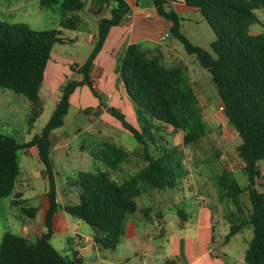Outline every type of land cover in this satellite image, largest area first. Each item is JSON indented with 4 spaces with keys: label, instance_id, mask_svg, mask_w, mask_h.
Returning <instances> with one entry per match:
<instances>
[{
    "label": "trees",
    "instance_id": "1",
    "mask_svg": "<svg viewBox=\"0 0 264 264\" xmlns=\"http://www.w3.org/2000/svg\"><path fill=\"white\" fill-rule=\"evenodd\" d=\"M114 1L116 5L110 16L98 21L94 46L79 67L82 79L67 81L62 87L59 101L40 132L25 143L0 132V200L13 191L19 174V148L37 147L39 161L48 173L49 181L48 208L44 215L46 230L34 241L4 231L0 237V264H81V258L62 256L50 242L57 203L49 134L63 124L75 87L89 84L92 62L109 30L129 11L125 0ZM152 2L158 14L171 22L169 35L208 72L225 107L227 121L241 140L237 152L243 162L242 172L247 184L241 187L228 170L215 177L220 197L226 198L236 209L225 239L249 226L252 236L244 260L246 264H264V190L255 188L260 174L258 164L264 163V33L250 32L253 25L260 23L255 10L264 7V0H184L186 5L200 12L211 27L214 39L209 49L189 41L181 31L183 19L174 10L165 8L166 0ZM39 4L41 8L55 9L63 25L67 14L82 8L83 0H40ZM61 35L62 31L56 28L34 30L25 23L0 20V87L22 94L31 103L29 123L42 111L40 90L44 72L53 47L63 42ZM118 72L133 104L136 126L116 108L110 107L109 111L142 146L145 164L120 183L113 181L106 171H79V201L64 208L90 226L93 242L104 249L117 246L126 217L136 211L138 195L150 188L176 187L186 175L182 150L170 145L164 136L168 127L183 131L184 145L197 142L210 132L182 67L168 68L151 49L140 43H130L125 48ZM99 157L107 168L116 169L126 160L127 152L103 141ZM241 193L247 194L248 206L242 203ZM17 204L21 205L25 215L32 216L33 207Z\"/></svg>",
    "mask_w": 264,
    "mask_h": 264
},
{
    "label": "crops",
    "instance_id": "2",
    "mask_svg": "<svg viewBox=\"0 0 264 264\" xmlns=\"http://www.w3.org/2000/svg\"><path fill=\"white\" fill-rule=\"evenodd\" d=\"M125 1L129 6V11L118 25L111 27L109 30L102 48L92 62L89 71V84L83 83L75 87L69 98L67 112L63 116V124L53 129L49 134V154L53 163L51 169L53 178L57 173L54 168L55 163L66 165L69 162L71 165L73 162L71 161L73 151L69 146V141L80 135L84 137V142L79 146L80 150L76 154L81 160L79 166L82 168L72 169L74 178L67 181V186L65 185L61 190L57 185L55 186L57 210L52 218L50 242L52 244L56 235L63 236L68 243L64 256L72 257L75 255L82 258V255L85 254L99 259L103 263H109L108 258L102 257V249L104 248L93 242L92 229L87 231L83 222L67 213L64 208L78 203L77 175L79 171H91L88 170V166L91 164L90 160L96 166L93 171H106L113 181L119 183L135 174L145 164L142 146L139 143L131 144L127 141L123 131L125 129L121 125V127L119 126L118 120L109 111V108L113 107L123 113L125 118L129 115L133 121L132 125L136 126L134 107L127 97L123 81L118 72L125 48L130 43H140L144 48L151 49L154 55L157 53L164 58L173 59L177 53L182 60L185 59L180 51L178 41L168 33L171 22L158 14L152 0ZM115 5L114 0H83L82 8L70 13L71 16H77L79 25L61 29L62 34H67L69 30H73L75 32L74 37L83 39L84 42L87 41L90 49H87V52H82H86L85 54L76 51L75 55H81L76 63L75 60L70 59L71 57H67L70 53L66 49H56V45L53 47L40 90L42 111L36 118L37 120L43 117V125L58 103L61 89L66 82L82 79L81 73H76L73 68L74 66L75 68L80 67L85 62L96 41L98 21L101 18L109 17L110 11ZM165 8L174 10L183 19L181 29L185 20L184 15L197 12L186 5L184 0H166ZM255 13L260 23L253 25L250 32L252 34L264 33V7L255 10ZM89 22L93 23V28L91 27L90 30L87 29V23ZM80 23L83 26H80ZM195 72L201 73V67H195ZM59 73H62L63 76L59 81H56ZM209 78L206 77L200 84L205 86L209 93H212L214 84L211 83L213 85L208 86L209 80H211ZM45 90H47V95H43ZM215 91L217 94L215 96L217 98L216 111L209 110V103H207L206 110L199 103L203 114L205 115V112L209 113V117H205L206 115L204 117L211 129H216L214 123L220 124L223 133L227 130L233 139H239L238 146L241 140L237 132L228 123L225 112L219 111L222 101L217 89ZM218 113H221L223 117L220 123L217 122ZM40 130L34 132L33 135L38 134ZM26 132L30 133L29 130ZM31 139L29 138L23 143ZM103 141L121 147L127 152L126 160L118 168H107L100 160L101 143ZM22 149L25 154L35 157L40 167L38 172H31L27 175V172H22L17 155L19 174L12 193L5 197L8 198L7 203L11 208L16 207L17 215L14 216L13 222L15 230L10 229L8 231L34 241L32 240L33 237L38 238L46 230L44 215L48 208V173L45 172L43 164L39 161L38 149L35 145L22 147ZM228 153L226 156L230 158ZM208 162V160L200 159L195 161L192 166L186 164V166L188 165V173L176 187L150 188L136 197V211L129 214L125 219L123 234L115 247L118 250L115 262H111L115 264H246L244 254L252 236L251 229H249L247 237H242V233L248 228V226H245L228 239H225L231 223L235 219L236 209L228 212L225 209L224 212L221 210L222 220H215L211 209L206 205L191 207L185 201V189L192 188L196 193L195 199L199 200L200 192H208L210 183L222 171L228 170L235 174L236 165H234L233 160H229L227 164L222 161L224 168L217 175H211L205 171L204 167H207ZM33 184L35 186L30 189ZM32 201H36V204L34 205ZM18 202L26 203L34 208L31 217L25 215L21 205L17 204ZM167 218L171 220L172 225L170 227L178 230L176 232L178 235L173 234L175 233L173 230L169 232L171 234H168L167 230L164 229L168 225ZM215 224L222 226L223 242L218 240L215 235ZM188 229L192 233L185 235ZM158 235L162 238L166 236V242L164 243L161 239H158ZM236 242L240 244V250L234 253ZM135 252L137 255L134 254Z\"/></svg>",
    "mask_w": 264,
    "mask_h": 264
},
{
    "label": "rangeland",
    "instance_id": "3",
    "mask_svg": "<svg viewBox=\"0 0 264 264\" xmlns=\"http://www.w3.org/2000/svg\"><path fill=\"white\" fill-rule=\"evenodd\" d=\"M40 0H0V20L6 21L9 23H16L21 22L27 24L30 28L34 30H47V29H64L67 27L78 26L79 19L77 16H70L66 15L64 24L62 25L60 20L61 16L55 9H45L40 7ZM184 24L181 31L185 34V36L189 39L190 42L193 44H198L199 46L209 49L208 43L214 39V33L209 26V24L203 19L200 12H190L184 15ZM83 24L80 23V26ZM95 25V24H94ZM86 26V25H85ZM91 27L93 28V23H87V29L90 30ZM86 28V27H82ZM95 30V26H94ZM62 31V30H61ZM93 31V30H92ZM66 34V33H65ZM61 35L63 42L56 44V49H66L70 59L77 61L81 57V55H75L76 51L80 52L81 54H85L87 49H90L89 43L86 41L84 42L83 39H76L75 32L73 30H69L66 35ZM85 40V39H84ZM180 51L185 56V59L182 60L179 54L176 53V57L173 59L164 58L161 55L156 53V56L159 58V61L162 65L171 68L175 66L182 67L184 69V73L189 79L191 86L193 87L195 94L198 99V103L202 104L204 109H207V103H209V110L216 111L215 104L217 102V98H215L216 88L213 84H211V80H209V85L212 86V93H209L205 86L201 85L200 82L205 80L206 77L209 78V74L206 70L201 68V73L195 72V67H199L197 61L195 60L194 56L187 54L181 45ZM86 51L85 53H82ZM71 54H73L71 56ZM79 56V57H78ZM72 60V61H73ZM74 62V61H73ZM74 71L76 73L79 72V67L75 68ZM58 74L56 77V81L62 78L63 74ZM57 76V75H56ZM82 77V76H81ZM210 79V78H209ZM43 95H47V90L43 91ZM206 103V105H205ZM106 104V103H105ZM220 111V110H219ZM31 112V103L20 93H16L7 88L0 87V132L3 134L10 135L14 137L17 142L23 143L25 140L32 138L34 136V132L39 131L43 125L42 120L43 117L38 118L37 120L29 123ZM206 115V116H205ZM205 117H209V113L205 112ZM216 116V115H215ZM204 117V118H205ZM217 122L220 123L223 120L221 113L217 114ZM129 123L132 124V119L128 115L125 118ZM206 119V118H205ZM116 120V119H115ZM207 121V120H206ZM35 122V123H34ZM34 123V125H33ZM120 126V123L117 121ZM213 125L216 126V129H211V132L208 135L201 138L199 141L184 145L182 143V134L183 131L181 130H172V127H168L166 134V140L169 142L170 145H174L180 149H182L185 167L188 173V165L192 166L195 161H199L200 159L208 160L207 167H204L207 173L211 175L219 174V171L224 168L222 161L226 164L227 162L234 161V165H236L235 170V178L239 185L245 186L247 184V179L244 173L242 172L243 162L238 155L237 152V142L239 139H233L229 132L226 130L223 133L220 124L214 123ZM121 127V126H120ZM29 130L30 133L26 131ZM124 136L128 142L137 143L133 136L125 131ZM84 142V137L82 135L78 136L76 139H72L69 141V146L72 148L71 153V161L72 164L70 165L69 162L63 165V163H55V170L56 174L54 175L55 179V186L57 185L60 190L67 184L68 180L74 178V174L72 169L79 168L81 160L79 156L76 154L80 150L79 146ZM229 151V153H228ZM230 155L226 156V154ZM18 155V162L21 166L22 172H27L29 175L31 172H38L40 164L38 160L30 155H27L23 152L22 148L17 150ZM91 164L88 166V170L93 171L96 168L95 165L92 164V160H90ZM82 168V167H81ZM259 169V176L256 178L255 188L258 190H264V163L260 162L258 164ZM186 173V174H187ZM35 186L34 184L30 186V189ZM67 186V185H66ZM180 187V186H179ZM185 201L191 205V207H196L197 205H206L212 211L213 218L215 220L221 219V210L224 212V209L228 211H235L234 205L226 200V198L220 197V190L218 185L215 183V179H213L212 183H210L209 191L208 192H200V199H195V191L191 188H187L184 190ZM208 193V194H206ZM240 199L242 203L248 206L247 194L241 193ZM8 198H2L0 200V236L3 231L14 229L13 222L14 216L17 215L16 207L11 208L7 203ZM35 205L36 201H32ZM228 214V213H227ZM229 216V215H227ZM222 220V219H221ZM167 227L165 226L164 229L167 230L168 234L171 230L175 233L178 230L173 229L170 227L171 220L167 218ZM238 222V221H237ZM82 224V223H81ZM84 227H86L87 231L90 230V226L83 223ZM9 228V229H8ZM215 235L218 240L223 242V231L222 226L219 224H215L214 226ZM250 227L246 228L242 233V237H247L249 235ZM15 230V229H14ZM20 233V232H19ZM189 229L186 231V234H191ZM178 235V234H177ZM158 239H161L164 243L166 242V236L162 238V236L158 235ZM36 237H33L32 240H35ZM237 239V238H235ZM238 240V239H237ZM53 247L62 255L67 251V240L65 237L56 235L55 240L52 241ZM240 244L237 242L234 245V253H237V250H240ZM118 250L114 249H102V257H107L108 262L106 263L94 257H90L88 255L83 254L81 258V264H115L111 261L115 262L116 253ZM149 253V251L147 250ZM105 253V254H104ZM137 255V253H134ZM112 255V256H111ZM101 258V257H100ZM112 258V259H110Z\"/></svg>",
    "mask_w": 264,
    "mask_h": 264
},
{
    "label": "built area",
    "instance_id": "4",
    "mask_svg": "<svg viewBox=\"0 0 264 264\" xmlns=\"http://www.w3.org/2000/svg\"><path fill=\"white\" fill-rule=\"evenodd\" d=\"M219 110L225 112V107L223 104L219 106Z\"/></svg>",
    "mask_w": 264,
    "mask_h": 264
}]
</instances>
